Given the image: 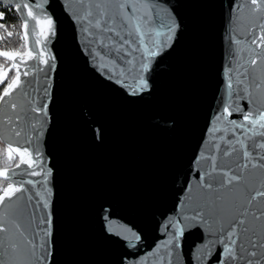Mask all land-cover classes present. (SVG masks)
<instances>
[{
	"label": "snow or ice",
	"instance_id": "1",
	"mask_svg": "<svg viewBox=\"0 0 264 264\" xmlns=\"http://www.w3.org/2000/svg\"><path fill=\"white\" fill-rule=\"evenodd\" d=\"M77 3L69 11L89 65L133 97L149 92L150 73L181 29L167 0ZM48 4L0 0V21L12 10L22 21L19 32L0 23V41L21 40L17 48H0V264H53L55 254L53 168L42 150L57 67ZM228 19L223 93L185 173L179 210L143 259L129 253L132 264H149V257L153 264H180L193 232L199 243L185 264H264V0H231ZM94 134L103 138L101 129ZM118 227L113 234L126 247L142 246L140 234Z\"/></svg>",
	"mask_w": 264,
	"mask_h": 264
},
{
	"label": "water",
	"instance_id": "2",
	"mask_svg": "<svg viewBox=\"0 0 264 264\" xmlns=\"http://www.w3.org/2000/svg\"><path fill=\"white\" fill-rule=\"evenodd\" d=\"M230 2L167 0L180 32L150 73L151 90L133 97L81 53L83 38L69 11L77 0H49L57 67L42 150L53 168V264H132L130 252L143 259L163 239V224L179 210L185 173L223 93ZM121 225L140 234L142 246L126 247L113 234ZM198 243V232L186 236L180 264Z\"/></svg>",
	"mask_w": 264,
	"mask_h": 264
},
{
	"label": "trees",
	"instance_id": "3",
	"mask_svg": "<svg viewBox=\"0 0 264 264\" xmlns=\"http://www.w3.org/2000/svg\"><path fill=\"white\" fill-rule=\"evenodd\" d=\"M0 23H5L6 25H9L10 30H12L11 28V24L12 26H15V31L19 32L20 28H21V19L18 17V15L14 14L12 16L7 17L5 20L0 21ZM3 34V30H0V35ZM3 42V46H1L2 48H7V49H14L20 46L21 44V40L19 38V36L14 35L13 37L10 38V40L7 41H2ZM0 63H3V59L0 58ZM11 75V73L9 74ZM2 146V145H0Z\"/></svg>",
	"mask_w": 264,
	"mask_h": 264
},
{
	"label": "built area",
	"instance_id": "4",
	"mask_svg": "<svg viewBox=\"0 0 264 264\" xmlns=\"http://www.w3.org/2000/svg\"><path fill=\"white\" fill-rule=\"evenodd\" d=\"M0 10H3V6H0ZM14 14L17 15V13H16L14 10L9 11V12H6V14H5V19H6L7 17H9V16L14 15ZM18 17H19V16H18ZM5 19H4V20H5ZM11 26H12V24H11Z\"/></svg>",
	"mask_w": 264,
	"mask_h": 264
},
{
	"label": "flooded vegetation",
	"instance_id": "5",
	"mask_svg": "<svg viewBox=\"0 0 264 264\" xmlns=\"http://www.w3.org/2000/svg\"><path fill=\"white\" fill-rule=\"evenodd\" d=\"M0 45H1V46L4 45L2 41H0ZM1 46H0V48H2ZM3 49H7V48H3Z\"/></svg>",
	"mask_w": 264,
	"mask_h": 264
}]
</instances>
